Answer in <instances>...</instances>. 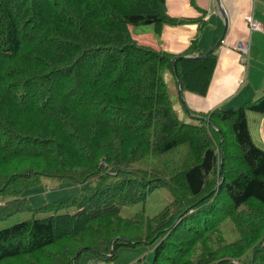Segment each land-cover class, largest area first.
<instances>
[{"label": "trees", "instance_id": "1", "mask_svg": "<svg viewBox=\"0 0 264 264\" xmlns=\"http://www.w3.org/2000/svg\"><path fill=\"white\" fill-rule=\"evenodd\" d=\"M165 1L0 0V221L53 213L1 230L0 264H80L84 253L113 264L122 248L153 246L152 264L258 262L264 148L248 116L264 114V94L207 114L186 107L196 123L184 122L167 77L183 103L206 96L217 47L175 55L139 44L131 27L203 20L169 17ZM182 142L180 171L137 166ZM42 179L92 185L35 209L23 194ZM161 188L174 197L158 215H121Z\"/></svg>", "mask_w": 264, "mask_h": 264}, {"label": "crops", "instance_id": "2", "mask_svg": "<svg viewBox=\"0 0 264 264\" xmlns=\"http://www.w3.org/2000/svg\"><path fill=\"white\" fill-rule=\"evenodd\" d=\"M162 9L172 18L203 20L179 26L131 27L132 36L139 44L175 55L184 53L193 43L204 51L217 47V64L207 95L186 93L185 103L178 99L188 122L195 119L186 107L207 114L218 108L242 106L264 94V0H166ZM251 19L263 24L262 31L250 32ZM248 38L251 57L249 65L244 66L234 48L238 41ZM167 81L174 83L170 75ZM248 117L249 124L250 120L260 121L256 140L264 147V114L251 113ZM132 255L123 252L120 259L126 263ZM135 262L134 257L128 264Z\"/></svg>", "mask_w": 264, "mask_h": 264}, {"label": "rangeland", "instance_id": "3", "mask_svg": "<svg viewBox=\"0 0 264 264\" xmlns=\"http://www.w3.org/2000/svg\"><path fill=\"white\" fill-rule=\"evenodd\" d=\"M148 26H140L138 28H147ZM167 77V75H166ZM169 83V90L171 93V98L173 100L175 109L181 119L186 123L194 124L195 120H190L188 122V117L184 114V110L180 105L178 100V95L176 93L175 84L172 82ZM240 107V106H238ZM235 107V108H238ZM230 109V108H229ZM260 121L254 122L250 120V127L253 133V139H255V144L264 148L261 143L256 139L257 135H260ZM189 154V142H182L179 146L174 149L172 152L163 155L162 157L155 158L149 157L145 161L138 163L137 166L145 168L147 170H152V168H158L159 170L167 169L173 173L178 172L182 169L185 161L188 159ZM92 183L85 184H68L63 183L54 179H42L40 183L28 189L23 197L29 199L30 203L35 209L47 206L50 204L56 205L61 203L63 200L68 198L80 197L85 194V190L91 186ZM173 194L170 190L161 188L153 191L147 198L145 202L129 205L122 208L121 215L125 218H131L137 215L138 213L145 211L146 215L149 217H154L158 215L162 210H164L172 201ZM7 200L0 196V204L5 203ZM76 211V207H70L59 211L60 214L64 213H73ZM53 214L52 212H36V211H26L22 213L15 214L3 221H0V231L11 227L17 223H20L25 220L32 218H44ZM223 230L226 234V237L229 239V242L234 241L237 238V234L233 229L230 221L225 222L223 225ZM126 252L127 254H133L131 258L124 262V259H120L121 254ZM135 257V264H152L154 259V246L153 247H138V248H122L120 250L119 259L113 264H128L130 259ZM88 260H91L88 263ZM95 260V257L91 253H84L80 264H91ZM254 264H264V250L258 253V262Z\"/></svg>", "mask_w": 264, "mask_h": 264}, {"label": "built area", "instance_id": "4", "mask_svg": "<svg viewBox=\"0 0 264 264\" xmlns=\"http://www.w3.org/2000/svg\"><path fill=\"white\" fill-rule=\"evenodd\" d=\"M249 28L250 32H257V31H262L263 29V24L255 21L254 19L249 20ZM235 51L239 54L241 63L244 66L249 65L250 57H251V42L250 39H243L238 41L235 44ZM93 264H108L106 262H101V261H95Z\"/></svg>", "mask_w": 264, "mask_h": 264}, {"label": "water", "instance_id": "5", "mask_svg": "<svg viewBox=\"0 0 264 264\" xmlns=\"http://www.w3.org/2000/svg\"><path fill=\"white\" fill-rule=\"evenodd\" d=\"M176 61V60H175ZM179 88H180V83H179ZM181 91L179 90V93H180ZM81 254V250L79 251V255Z\"/></svg>", "mask_w": 264, "mask_h": 264}]
</instances>
